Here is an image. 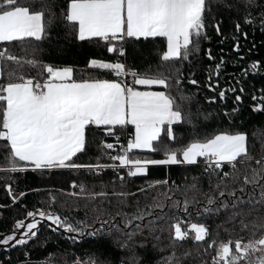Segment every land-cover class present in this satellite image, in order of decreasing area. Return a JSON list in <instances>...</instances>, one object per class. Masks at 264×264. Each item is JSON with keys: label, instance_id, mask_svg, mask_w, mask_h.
<instances>
[{"label": "snow or ice", "instance_id": "obj_1", "mask_svg": "<svg viewBox=\"0 0 264 264\" xmlns=\"http://www.w3.org/2000/svg\"><path fill=\"white\" fill-rule=\"evenodd\" d=\"M257 8L260 11L253 15ZM224 15L234 19L232 51L237 54L241 49L237 34L247 39L240 20L253 28L258 23L264 33L260 0H0V172L5 174L0 179L15 183L16 174L31 171L43 177L56 170H84L99 176L111 169L120 181L119 190L114 186L111 192L90 190L72 181L71 187L79 191L67 195L75 200L60 201L59 207L70 214L84 211L85 218L75 222L72 215L62 216L54 210H26L24 219H16L8 233H0V247L22 254L15 264H32L26 248L29 241L38 240V226L43 221L50 222L53 232L62 229L75 234L69 236L74 244L84 236L110 238L116 249L133 253L128 264H140L134 249L138 243L147 250L149 238L152 249L160 254L156 264H190L193 246L197 257L209 250L214 253L210 262L200 260L199 264H264V156L257 159L252 155L254 145L244 131L201 136L198 118L204 114L199 109L192 111L195 97L183 87L184 62L191 65L202 51L208 60H215L211 48L202 47L212 41L209 30L223 37L221 44L228 39L218 19ZM57 28L76 41L102 42L116 58H90L86 69L95 74L86 71L79 78L71 66L45 62L43 45ZM130 41L162 43L158 62L144 71L122 62ZM15 49L23 55H17ZM238 59L244 57L238 55ZM228 62L221 56L209 66L205 85L209 90H216L211 81L213 77L218 81ZM261 67L264 65L253 61L241 75L256 74ZM188 83L199 86L194 78ZM153 86L159 90H152ZM227 91L237 93L235 87ZM238 92L243 93L244 88ZM218 96L223 101L226 90H220ZM208 99L215 102L216 97ZM241 100L236 94L234 103ZM252 100L257 101L253 112L264 113V89ZM238 113L239 108H233L224 115L231 120ZM184 125L191 126L189 142L170 146L178 139L175 126ZM121 135L126 137V145L120 143ZM93 147L99 153L95 163L77 162L81 157L92 158L89 150ZM137 152L162 153V158ZM102 156L112 163H101ZM171 165L184 166L186 172L192 168L201 171L190 183L185 178L183 185L165 179L138 187L136 192L126 186V178L145 176L149 166ZM4 188L12 204L28 195L27 191L15 192L11 183L6 182ZM46 196L42 204L49 208L57 204L55 194L47 192ZM113 202L114 213L104 207ZM221 231L250 235L217 240ZM137 237L144 239L138 242ZM71 264L116 262L89 254L74 257ZM118 264H125V259Z\"/></svg>", "mask_w": 264, "mask_h": 264}, {"label": "trees", "instance_id": "obj_2", "mask_svg": "<svg viewBox=\"0 0 264 264\" xmlns=\"http://www.w3.org/2000/svg\"><path fill=\"white\" fill-rule=\"evenodd\" d=\"M261 4H264V0H260ZM260 11L257 8L253 15H256ZM243 14V13H242ZM218 19L222 20V31L228 39L223 44L219 43L223 37H217L215 32L209 30V35L212 37L211 43H205L203 48H211L212 55L215 60H208L207 57L201 54L194 58L191 65L188 62L183 64L184 82L183 87L186 94L193 95L195 100L192 104V111L196 112L200 110L204 115H201L198 120V127L201 136L205 134H211L217 131H234L240 130L248 134V141L250 145H254L251 148L252 155L259 159L264 156V113L253 112L252 107L257 101L252 100V96L255 94L257 97L261 95V90L264 89V67H261L259 72L253 74L249 72L247 76L241 75L243 69L253 61H259L261 65H264V33L259 30V25L253 28L250 25H245L243 20H240L242 25V31L247 32V39L243 35L237 34L241 45L240 53L237 54L232 51V46L235 43L231 39V35L234 31L233 24L234 19L228 15L218 16ZM159 40V38H157ZM126 59L120 58L122 62L132 66L138 70L144 71L149 65H155L158 62L157 52L164 48L162 43H150V42H129L126 46ZM42 58L47 63L55 64L56 66H71L73 67L79 78L80 75L86 71L93 72L95 70L86 69L87 61L90 58H97L102 60H114L116 57L114 54L107 53L103 46V43L89 44L88 42L76 41L71 35L65 33L62 28H57L52 32L51 39L43 45ZM223 49V51H221ZM251 50V51H250ZM17 55H23L19 49L14 50ZM238 55L244 57L243 60L238 59ZM221 56H224L229 62L225 65L221 72L218 81L216 77H213L211 83L215 87V91L209 90L205 85L207 81V69L209 66H214ZM233 60L236 61L233 64ZM32 74H35L34 72ZM101 78H113L110 75H101ZM194 78L199 82V86H194L188 83V79ZM237 80L240 81L237 84ZM229 87H235L237 93L227 91ZM240 87L244 88L243 93H239ZM220 90H226V98L221 101L218 96ZM240 94L242 100L235 102V95ZM216 97L215 102H211L208 98ZM233 108H239V113L231 120L225 116V112H232ZM210 114V115H209ZM204 116L208 118L205 119ZM177 132V142L170 146L178 147L189 142L192 136L191 126H175ZM102 137H97V140ZM108 140V138H107ZM91 157H81L79 161L82 163L92 162L95 163V155H99L98 151L93 147L89 150ZM112 154H115L114 152ZM139 156H150L152 158H162L161 154L153 153H141L137 152ZM101 163H112L106 156H102ZM0 166H3V160L0 158ZM227 170V169H226ZM200 169L192 168L190 171H185L184 166H151L145 176L126 178V186L133 192H136L138 187H144L147 183H151L156 180H169V183L173 181L177 185H183L186 181L190 183L193 175L200 174ZM122 174H126V170H121ZM241 181L243 178V169L241 170ZM5 174L0 172V177ZM72 181H76L85 184L86 188L90 190L100 191L102 189L111 192L115 186L116 190H119L120 181L118 177L113 173L111 169H106L99 174V176H93L84 170H56L46 176H40L38 173L31 171L21 175L16 174V182L5 181L0 179V205H6V207H0V232H6L12 229L14 221L16 219H24V213L26 210H34L35 208H43L47 211H56L62 216L72 215L73 222L84 219V211H80L75 214H70L63 208L59 207V202L63 200H69L74 202L75 198L68 197L70 192H78L79 188H72ZM112 181V183H109ZM11 183L15 192L27 191L28 195L24 197L20 202L16 204L11 203V199L6 195L4 188L5 183ZM206 186V180H205ZM232 185H230L231 187ZM29 189H39L38 192L28 191ZM47 192H52L57 196V204L52 208H49L47 204H42V200H46ZM84 201L81 200V204ZM141 203H144L142 200ZM24 205L22 207L21 205ZM104 207L111 212H115V202L112 205L105 204ZM93 213L89 211L88 218L91 219ZM106 218V217H105ZM195 222V217L192 218ZM98 226V225H97ZM167 229V225H164ZM71 234L53 232L49 226H44L38 234V240H33L29 243L26 250L29 252L28 259L32 264H71L74 257L85 258L87 255L92 254L96 258L102 261H115L118 264L119 259L124 258L125 264H128V257L133 253L129 250H118L112 243L110 238L103 235L97 237L85 236L79 238L77 243H73L69 238ZM164 235H167L165 232ZM248 232L221 231L217 240L228 239L231 236L233 239L238 236H243L245 239L249 237ZM144 237H137V241L143 240ZM153 241L148 239L146 249L140 248L139 244L134 249L136 255L141 257L140 264H156V258L160 255L154 249H152ZM192 258H190V264H199L200 260H211V256L214 254L211 250L207 255H200L197 257V250L193 246ZM202 251V250H201ZM7 253L11 255L12 264L16 262L18 258H23L19 251L9 250ZM6 254L0 257L4 264H9V261L5 259Z\"/></svg>", "mask_w": 264, "mask_h": 264}, {"label": "water", "instance_id": "obj_3", "mask_svg": "<svg viewBox=\"0 0 264 264\" xmlns=\"http://www.w3.org/2000/svg\"><path fill=\"white\" fill-rule=\"evenodd\" d=\"M38 218V217H37ZM28 221L26 220V223H27ZM50 225V222L49 221H43L42 222V224L41 225H39L38 227H39V229H40V231H41V229L44 227V226H49ZM52 227H55V226H52ZM10 231V230H9ZM9 231H6V232H3V233H8ZM39 231V232H40ZM39 232H38V234H39ZM0 233H2V232H0ZM57 233H64L63 232V230L62 229H58L57 230ZM64 234H68V233H64ZM19 235V234H18ZM71 235H75V234H71ZM85 237V236H84ZM81 238H83V237H81ZM31 241H29V243H30ZM8 250H11V249H6L5 247H0V257L2 256V254L3 253H5V252H7Z\"/></svg>", "mask_w": 264, "mask_h": 264}, {"label": "built area", "instance_id": "obj_4", "mask_svg": "<svg viewBox=\"0 0 264 264\" xmlns=\"http://www.w3.org/2000/svg\"><path fill=\"white\" fill-rule=\"evenodd\" d=\"M107 142H110V143H116V141H115L114 138H108ZM126 142H127L126 137H125L124 135H121V137H120V143L126 145ZM113 152L115 153V151H113ZM8 251H9V250H8ZM8 251H7V252H8ZM7 252H5V254H6L5 259H6V261H9L10 258H11V255H10L9 253H7ZM2 255H3V254H2ZM0 264H4L3 260H0ZM13 264H15V263H13Z\"/></svg>", "mask_w": 264, "mask_h": 264}, {"label": "crops", "instance_id": "obj_5", "mask_svg": "<svg viewBox=\"0 0 264 264\" xmlns=\"http://www.w3.org/2000/svg\"><path fill=\"white\" fill-rule=\"evenodd\" d=\"M152 90H159V89H157L156 86H153ZM171 166H174V165H171ZM149 167H151V166H149ZM166 167H168V166H166Z\"/></svg>", "mask_w": 264, "mask_h": 264}]
</instances>
